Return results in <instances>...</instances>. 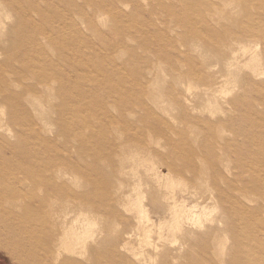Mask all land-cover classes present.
Wrapping results in <instances>:
<instances>
[{
  "label": "rangeland",
  "instance_id": "1",
  "mask_svg": "<svg viewBox=\"0 0 264 264\" xmlns=\"http://www.w3.org/2000/svg\"><path fill=\"white\" fill-rule=\"evenodd\" d=\"M31 262L264 264V0H0V264Z\"/></svg>",
  "mask_w": 264,
  "mask_h": 264
},
{
  "label": "bare ground",
  "instance_id": "2",
  "mask_svg": "<svg viewBox=\"0 0 264 264\" xmlns=\"http://www.w3.org/2000/svg\"><path fill=\"white\" fill-rule=\"evenodd\" d=\"M14 245V244H13ZM15 246V245H14ZM30 264H33L32 262Z\"/></svg>",
  "mask_w": 264,
  "mask_h": 264
}]
</instances>
